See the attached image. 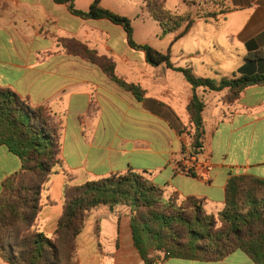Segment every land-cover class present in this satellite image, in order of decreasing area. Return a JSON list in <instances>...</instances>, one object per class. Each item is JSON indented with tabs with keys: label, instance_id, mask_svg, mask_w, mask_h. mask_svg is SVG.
<instances>
[{
	"label": "crops",
	"instance_id": "obj_1",
	"mask_svg": "<svg viewBox=\"0 0 264 264\" xmlns=\"http://www.w3.org/2000/svg\"><path fill=\"white\" fill-rule=\"evenodd\" d=\"M92 1L75 0L82 11ZM101 6L121 14L108 0ZM180 17L192 19L190 29L176 39L184 24L169 38L161 37L167 45L154 47L169 52L174 67L191 68L195 76L216 82L264 74V59H254L264 52V0H209L207 11ZM150 19L155 21L149 14ZM132 28L134 42L148 44ZM62 39L111 58L116 73L144 91L142 98L119 87L100 67L68 54ZM0 86L62 121V168L80 184L146 173L165 188L167 198L176 193L181 199H202L206 211L217 216L230 176L264 179V85L246 87L233 103L225 101L227 89L193 91L182 73L151 66L143 51L129 45L122 26L80 18L54 0H0ZM194 93L205 105L203 168L187 175L179 165L190 151L188 133L194 128L187 107ZM20 168V159L0 146V195L3 181ZM41 203L36 227L51 238L62 199ZM56 205L60 209L53 211ZM90 217L94 224L87 238H82L84 228L76 240L78 264H145L134 246L127 208L102 207ZM0 264L9 263L0 257ZM156 264L253 263L236 252L218 262L168 258Z\"/></svg>",
	"mask_w": 264,
	"mask_h": 264
},
{
	"label": "trees",
	"instance_id": "obj_2",
	"mask_svg": "<svg viewBox=\"0 0 264 264\" xmlns=\"http://www.w3.org/2000/svg\"><path fill=\"white\" fill-rule=\"evenodd\" d=\"M70 13L83 19H107L120 25L129 45L145 53L154 67L165 65L184 75L193 91L228 90L227 103L238 100L243 89L264 85V74L232 76L216 82L194 75L191 68L174 67L169 52L133 40L131 20L93 0L87 11L77 8L75 0H54ZM143 9L160 25L161 37L192 25V19L165 13V0H142ZM68 54L79 56L100 67L122 89L141 99L144 91L128 84L116 73L111 58L99 56L76 40H61ZM254 59H264V52ZM203 101L194 93L187 109L194 130L188 133L190 155L203 154ZM62 121L51 116L50 109L33 108L15 91L0 86V146H5L21 161V168L6 178L0 195V257L9 264H78L76 240L87 219L102 207H125L130 217L134 246L145 264L175 258L184 261L218 262L241 252L253 264H264V179L252 175L230 176L224 207L217 216L205 209L202 199L169 198L165 188L154 183L146 173L127 172L74 186L72 177L62 168ZM185 157V156H184ZM62 169L66 184L62 216L53 237L36 227L42 207V192L47 189L54 168ZM182 171L181 166L179 165ZM189 175H195L191 173ZM161 257V258H160Z\"/></svg>",
	"mask_w": 264,
	"mask_h": 264
},
{
	"label": "rangeland",
	"instance_id": "obj_3",
	"mask_svg": "<svg viewBox=\"0 0 264 264\" xmlns=\"http://www.w3.org/2000/svg\"><path fill=\"white\" fill-rule=\"evenodd\" d=\"M110 5L115 7L123 16H128L131 20L132 27L135 28L138 39L146 41L151 47H162L167 45V39L161 40V28L152 19L148 20L149 14L143 9L142 0H108ZM209 0H165L164 11L173 16H184L188 11L195 15L203 11H207ZM138 18V19H137ZM145 20V21H144ZM144 23V25H143ZM168 34V35H167ZM169 38V33H167ZM243 58V57H242ZM230 73V72H229ZM261 132L262 130H257ZM64 169V168H63ZM46 191L42 192L41 200L48 203L50 200L56 202L64 200V185L66 184L65 177L63 176L62 169L56 166L54 173L50 177ZM74 186L81 185L80 180L73 181ZM62 197V198H61ZM53 211L59 210L60 205L53 206ZM94 224V219L89 217L86 221L85 231L83 233L84 239L90 232Z\"/></svg>",
	"mask_w": 264,
	"mask_h": 264
},
{
	"label": "built area",
	"instance_id": "obj_4",
	"mask_svg": "<svg viewBox=\"0 0 264 264\" xmlns=\"http://www.w3.org/2000/svg\"><path fill=\"white\" fill-rule=\"evenodd\" d=\"M200 156L187 154L181 161L180 166L184 174L198 173L203 168Z\"/></svg>",
	"mask_w": 264,
	"mask_h": 264
}]
</instances>
